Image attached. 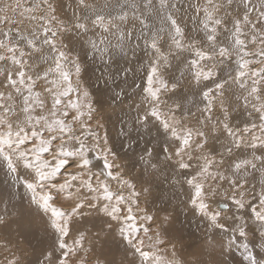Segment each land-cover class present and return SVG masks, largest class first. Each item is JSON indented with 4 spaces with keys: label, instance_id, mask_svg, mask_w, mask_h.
<instances>
[{
    "label": "snow or ice",
    "instance_id": "1",
    "mask_svg": "<svg viewBox=\"0 0 264 264\" xmlns=\"http://www.w3.org/2000/svg\"><path fill=\"white\" fill-rule=\"evenodd\" d=\"M117 8L0 3V226L16 223L24 236L29 214H10L13 202L45 221L53 239L37 264H85L100 241L113 255L95 264H228L204 260L173 215H160L153 188L163 177L186 189L180 203L219 255L242 247L249 264H262L237 240L253 224L264 240V0H117ZM138 51L142 75L110 70ZM89 54L109 67L95 81L83 76ZM128 112L113 137L111 117ZM241 113L247 119L236 120ZM141 140L139 168H128L122 153ZM6 264L25 261L11 253Z\"/></svg>",
    "mask_w": 264,
    "mask_h": 264
},
{
    "label": "rangeland",
    "instance_id": "2",
    "mask_svg": "<svg viewBox=\"0 0 264 264\" xmlns=\"http://www.w3.org/2000/svg\"><path fill=\"white\" fill-rule=\"evenodd\" d=\"M93 1H95L94 3H97L99 9L103 10L104 12L110 11L113 13V15L119 12V8H117V0H108L106 4H108L109 7L107 8H104V6L101 7L100 2H102V0L101 1L92 0V2ZM11 2L12 0H0V3H11ZM31 2H36V0H24L25 4H28ZM126 2L130 3L131 0H119L120 4H125ZM137 2L142 3L143 0H137ZM63 11L65 13L70 12V10L67 8V3ZM24 26L29 27L30 26L29 21L25 20ZM130 54L127 57H118L117 63H113L111 65L110 70L112 72H116L118 68L123 69L124 67H129V68H133L137 72L138 76L142 75L144 71V68L142 65H144L146 58L142 60L141 57H143V53L139 51L137 52L136 56L132 57V54L131 56ZM129 61L131 62V64ZM82 62L86 68V71L83 74L86 80L95 81L96 77L100 76L102 73L109 71L108 65L102 62L98 57H93L91 54L87 56H82ZM117 80H118L117 83H120L122 81V77L118 78ZM137 82H140L139 79L137 80ZM123 86L127 87L126 85H123ZM133 115H134V112H128L127 115H125L124 113H117L116 115H113L110 120L112 122H109V125H108L111 135L113 137L116 136V131L118 127L117 118L118 119L122 118L124 120H127V119H130ZM242 120L244 119L242 118V119H239L238 121H242ZM114 125L116 127H114ZM147 139L151 140V137H147ZM144 147H145V142L143 140L138 141L134 149L129 150L127 155H124L122 153L121 162L127 161L128 168L137 170L141 163L137 159V154H139ZM4 179H5L4 173L0 171V183H2ZM154 189H157V191H155ZM153 195L157 197V199L155 200V206L158 208L164 209V211H162L160 215L163 216L166 213H171L173 215V217L175 218L174 228L176 229V231L179 234H182L185 242H190L195 247H197L198 251L200 252L204 260H210V259L215 258L217 260H227L228 264H249V261L245 260L244 256L242 255L243 253L242 247L233 246L231 251L227 253L225 256L219 255L220 250L218 246L210 247V245L214 244V241L205 234L206 228H205V225L200 222L199 216L193 215L190 210L186 209L185 206L182 203H180L182 198H186V195H187L186 189L185 191H181V188L179 185L172 187L167 182L163 181V177H160L157 179L154 185ZM64 206L68 207L67 203H65ZM13 212L29 213L28 217L25 216L23 220L25 224V228H24L25 234L24 235L29 236V239L27 240L33 241L35 239V237L33 236H40V237L37 240V243L34 244L36 251L30 250V246L32 245L28 241L26 242L27 246L24 250L23 249L25 246V243L23 242L24 236L18 235V230H16L14 233L15 236L21 239L15 242L9 236L3 234L2 230L5 227L0 226V241L9 240L8 242L10 245L8 249L0 247V264H6V260L10 258L11 253H14L17 256H22L25 261V264H35L38 261V259H41V260L43 259V257L41 256V253L45 249H48L50 247V244L53 239L51 232L50 230L46 231L45 221L38 215H32L30 210L27 208L26 204L21 205L16 202L9 204V213L11 214ZM2 213H3V206L0 205V214ZM17 219L19 218L17 217ZM249 223L251 224L252 222L249 221ZM11 225H14L15 229L17 228L16 223H10L7 229H9ZM222 238L225 241L228 239L227 236H223ZM243 243H248L249 248L251 249L253 254L256 256L257 260L262 262V264H264V246H263L264 240H261V238L259 237L254 224L252 225V228L250 229L249 235L247 238H238L237 245L243 244ZM112 255L113 253L109 251V246L103 243L97 248L96 251L93 250L92 253H90L89 255L83 258L85 259V264H95L96 257H100L101 259H105V258L111 259ZM30 256H31V259L29 261ZM121 256H122V253H115V258L117 260H119ZM73 260L75 261L76 258L74 257Z\"/></svg>",
    "mask_w": 264,
    "mask_h": 264
},
{
    "label": "bare ground",
    "instance_id": "3",
    "mask_svg": "<svg viewBox=\"0 0 264 264\" xmlns=\"http://www.w3.org/2000/svg\"><path fill=\"white\" fill-rule=\"evenodd\" d=\"M101 1V0H100ZM108 0H102V2H100L101 4V7H103L105 4H106V2H107ZM93 2H95V1H93ZM98 2V1H97ZM97 4V3H96ZM114 7V6H113ZM112 8V7H111ZM109 11V10H108ZM68 15H71V12H69V13H67ZM130 54V53H129ZM130 56H131V54H130ZM133 57V56H132ZM124 60V59H123ZM127 61V60H126ZM130 62V61H129ZM129 64V63H128ZM130 64H131V62H130ZM129 64V65H130ZM119 69V68H118ZM109 70V69H108ZM91 73H93V72H91ZM85 77V76H84ZM118 81V80H117ZM121 83V82H120ZM119 84V83H118ZM123 86V85H122ZM116 115V114H115ZM126 117V116H125ZM128 118V117H127ZM246 119L244 116H243V114L241 113L240 115H238L237 117H235V119L236 120H239V119ZM113 119H114V117H113ZM117 120H118V118H117ZM128 120V119H127ZM110 122H112V121H110ZM115 122V121H114ZM111 124V123H110ZM109 125V124H108ZM113 125V124H112ZM112 127V126H111ZM114 127H116L115 125H114ZM115 133V132H114ZM163 181H165V179L163 178ZM155 191H157V189H154ZM28 208V207H27ZM28 211V210H27ZM23 213H25V212H23ZM29 214V213H28ZM27 217H28V215H26ZM38 220V219H37ZM174 220H175V218H174ZM24 223V222H23ZM15 226L14 225H11L10 226V228L9 229H7V228H4L2 231H3V234L4 235H7V236H9L12 240H14L15 242H17V240H20L21 238H17V236H15V231L16 230H18L17 228L15 229L14 228ZM27 227V226H26ZM45 227V226H44ZM28 229V228H27ZM31 230V229H30ZM42 230V229H41ZM19 231V230H18ZM28 231V230H27ZM38 234V233H37ZM255 234V233H254ZM33 237H35V239L33 240V241H30V240H27V239H29V236H27V235H24V238H23V242L25 243V246H24V250H25V248H26V242L28 241L32 246H30V250H34V251H36L35 250V243H37V240L39 239V237L40 236H33ZM8 240V239H7ZM9 241V240H8ZM20 243V242H19ZM260 243V242H259ZM101 244H103V241H100V242H98L97 243V245H96V247H95V251L97 250V248L101 245ZM109 246V245H108ZM261 246V245H260ZM263 246H264V244H263ZM29 247V246H28ZM113 248H114V246H112ZM44 250V249H43ZM257 250V249H256ZM258 251H260V250H258ZM38 253V252H37ZM40 254V253H39ZM30 259H31V256L29 257V261H30ZM28 261V262H29ZM35 263V262H34ZM35 264H37V262L35 263Z\"/></svg>",
    "mask_w": 264,
    "mask_h": 264
}]
</instances>
